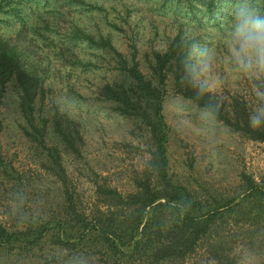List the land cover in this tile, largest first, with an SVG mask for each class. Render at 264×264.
Wrapping results in <instances>:
<instances>
[{
  "label": "rangeland",
  "instance_id": "374dc122",
  "mask_svg": "<svg viewBox=\"0 0 264 264\" xmlns=\"http://www.w3.org/2000/svg\"><path fill=\"white\" fill-rule=\"evenodd\" d=\"M235 4L0 0V39L12 41L26 68L43 79L33 126L21 112L18 84L11 80L1 92L0 224L10 231H24L37 222L48 227L39 244L0 246V264H143L140 255L128 257L126 247L114 250L97 236H84L78 243L69 237L76 243L70 247L54 237L64 227L76 235L74 222L65 217L66 190L92 224L96 215L110 211L121 221L123 215L114 206L106 211L112 199L98 192V185L127 194L135 188L134 177L142 176L150 163L154 142L148 128L138 117L118 112L99 95L100 88L124 74L115 51L127 66L134 58L148 75L151 52L166 50L174 36L192 29L217 52V68L225 74L218 93L227 101L231 96L247 99L253 106L250 82L231 72L224 63L223 41L210 37L211 28L231 19ZM165 89L161 113L167 126L168 175L188 187L195 199L220 202L225 211L210 222L215 232L210 230L194 251L180 261L159 264H264V196L252 194L256 187L264 190V140L252 139L218 118L215 148L200 135L178 132L173 103L187 105L197 126L200 107L176 92L172 77Z\"/></svg>",
  "mask_w": 264,
  "mask_h": 264
},
{
  "label": "trees",
  "instance_id": "16d2710c",
  "mask_svg": "<svg viewBox=\"0 0 264 264\" xmlns=\"http://www.w3.org/2000/svg\"><path fill=\"white\" fill-rule=\"evenodd\" d=\"M181 37L182 34L178 33L166 50L151 52L148 75L141 71L134 58L131 65L127 66L123 55L115 51L124 74L121 80L104 83L99 95L113 102L121 114L138 117L148 128L154 149L147 169L143 170L142 176L134 177L133 191L122 194L114 187L98 185V192L112 199L106 211L114 206V210L120 216L123 215L121 221H117L115 213L110 211V214L96 215L97 222L92 224L78 208L73 194L66 190L68 214L65 217L67 222H74L71 226L77 228L74 232L76 235L71 231L69 233L66 227L55 233L54 237L65 247L76 244L69 242V237L78 243L84 236H97L100 243L114 250L120 251L126 247L129 250L128 257L140 255L139 261H143V264H159L163 260L180 261L194 251L199 241L213 229L210 222L224 213L225 206L222 203L211 201L207 204L195 199L190 189L173 182L167 171V126L161 113V100L166 92L168 78H173L176 92L190 98L199 107L207 99H197L194 92L180 82L183 50L178 47V43ZM106 42L112 46L111 41ZM112 49L115 50L114 47ZM23 62L16 45L8 39H0V100L5 84L15 81L20 90L21 112L29 126H33L34 105L43 90V79L35 70L26 68ZM217 95L219 120L252 139L264 140V128L253 129L249 126L248 117L252 106L247 99L231 96L227 101V97L221 93ZM1 126L0 119V130ZM64 138L72 144L71 140ZM255 189L256 192L252 194L264 196L262 188ZM118 206H124L127 210L118 212ZM167 214L171 216L170 219H166ZM46 224L32 223L24 231H10L0 224V246H14L15 242L20 246L39 244L48 230ZM69 228L72 230V227ZM214 251L218 252L217 249Z\"/></svg>",
  "mask_w": 264,
  "mask_h": 264
},
{
  "label": "clouds",
  "instance_id": "9594fccd",
  "mask_svg": "<svg viewBox=\"0 0 264 264\" xmlns=\"http://www.w3.org/2000/svg\"><path fill=\"white\" fill-rule=\"evenodd\" d=\"M231 19L220 28H211V40L223 41L224 63L231 72L251 84L254 104L248 117L253 129L264 128V0H236ZM185 30L178 47L183 50L180 82L191 89L197 99L207 98L197 112L199 125L194 124L189 108L183 102L173 103V115L178 132H193L215 148L216 121L219 111L218 90L225 74L217 68L218 56L212 44ZM211 45V46H208Z\"/></svg>",
  "mask_w": 264,
  "mask_h": 264
}]
</instances>
